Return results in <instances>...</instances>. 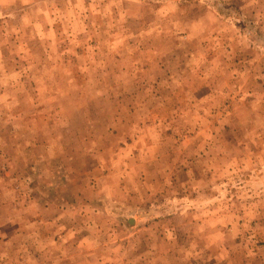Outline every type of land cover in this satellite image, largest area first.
Returning a JSON list of instances; mask_svg holds the SVG:
<instances>
[{
  "label": "rangeland",
  "instance_id": "obj_1",
  "mask_svg": "<svg viewBox=\"0 0 264 264\" xmlns=\"http://www.w3.org/2000/svg\"><path fill=\"white\" fill-rule=\"evenodd\" d=\"M0 264H264V0H0Z\"/></svg>",
  "mask_w": 264,
  "mask_h": 264
}]
</instances>
